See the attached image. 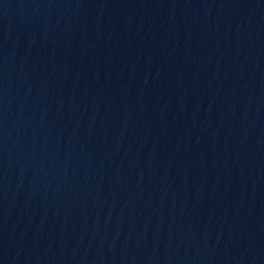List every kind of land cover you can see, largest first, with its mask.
<instances>
[{
	"label": "water",
	"instance_id": "95a60500",
	"mask_svg": "<svg viewBox=\"0 0 264 264\" xmlns=\"http://www.w3.org/2000/svg\"><path fill=\"white\" fill-rule=\"evenodd\" d=\"M0 264H264V0H0Z\"/></svg>",
	"mask_w": 264,
	"mask_h": 264
}]
</instances>
